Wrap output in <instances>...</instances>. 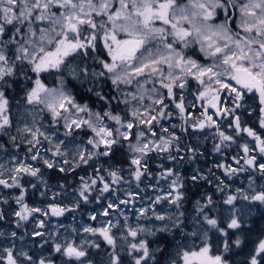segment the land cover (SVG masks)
Instances as JSON below:
<instances>
[{
  "label": "snow or ice",
  "instance_id": "1",
  "mask_svg": "<svg viewBox=\"0 0 264 264\" xmlns=\"http://www.w3.org/2000/svg\"><path fill=\"white\" fill-rule=\"evenodd\" d=\"M0 264H264V0H0Z\"/></svg>",
  "mask_w": 264,
  "mask_h": 264
}]
</instances>
